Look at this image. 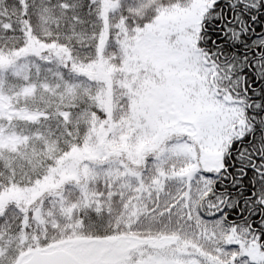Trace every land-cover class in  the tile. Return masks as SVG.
<instances>
[{
  "label": "snow or ice",
  "instance_id": "snow-or-ice-1",
  "mask_svg": "<svg viewBox=\"0 0 264 264\" xmlns=\"http://www.w3.org/2000/svg\"><path fill=\"white\" fill-rule=\"evenodd\" d=\"M0 264H264V0H0Z\"/></svg>",
  "mask_w": 264,
  "mask_h": 264
}]
</instances>
